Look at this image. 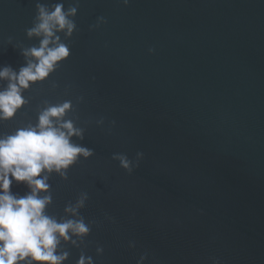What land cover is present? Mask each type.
Returning <instances> with one entry per match:
<instances>
[{
  "label": "water",
  "instance_id": "1",
  "mask_svg": "<svg viewBox=\"0 0 264 264\" xmlns=\"http://www.w3.org/2000/svg\"><path fill=\"white\" fill-rule=\"evenodd\" d=\"M57 2L74 0H0V66L25 64L22 50L40 40L25 34L36 3ZM98 16L106 22L90 30ZM73 19L72 36L59 33L70 56L0 120L8 134L69 100L64 118L84 130L72 140L94 150L47 181L46 213L90 227L76 245L61 241L62 264L81 251L95 264L145 252L144 264H264V0H79ZM137 151L130 174L112 159Z\"/></svg>",
  "mask_w": 264,
  "mask_h": 264
},
{
  "label": "clouds",
  "instance_id": "2",
  "mask_svg": "<svg viewBox=\"0 0 264 264\" xmlns=\"http://www.w3.org/2000/svg\"><path fill=\"white\" fill-rule=\"evenodd\" d=\"M121 2L127 5L129 0ZM78 7L79 0H74L67 8L60 2L36 3L33 25L25 29V34L29 38L40 37L39 44L22 50L26 62L18 70L10 65L0 66V81H6L0 88V120L12 119L27 102L23 91L43 81L70 56V48L59 33L69 38L77 30L73 17ZM105 22L103 16H98L89 29ZM148 51L151 53L153 49ZM71 109L69 100L49 105L38 113L35 123L0 135V264H62L69 252L58 251L61 241L76 245L73 236L83 241L90 232L82 218L58 221L45 211L52 202L47 183L50 174L55 172L67 179L71 165L79 158L87 159L94 154L93 149L73 142V136L84 138V130L76 127L73 120L64 118ZM103 122V117L96 121L98 125ZM143 156V152L137 151L130 160L124 153H113L112 159L119 161V166L130 174ZM13 181L24 182L28 188L25 195L10 190ZM42 192L45 194L41 195ZM83 203L84 198H81L75 207L66 206L65 211L75 214ZM128 246L135 244L129 241ZM102 252L103 248L97 246L96 253ZM147 255V252L141 254L136 264H144ZM75 264L95 262L81 251ZM211 264H222V261L214 257Z\"/></svg>",
  "mask_w": 264,
  "mask_h": 264
}]
</instances>
